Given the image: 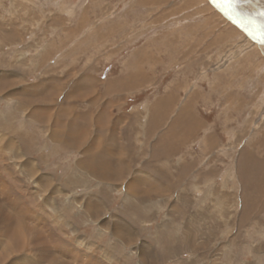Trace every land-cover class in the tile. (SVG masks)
<instances>
[{
	"label": "rangeland",
	"instance_id": "rangeland-1",
	"mask_svg": "<svg viewBox=\"0 0 264 264\" xmlns=\"http://www.w3.org/2000/svg\"><path fill=\"white\" fill-rule=\"evenodd\" d=\"M217 2L254 35L264 27V0ZM118 149L121 175L78 169ZM135 149L169 157L147 170L162 176L152 184L180 195L192 183L206 195L178 208L161 204L162 187L129 190L147 174L137 170L146 158L130 163ZM262 196L264 45L209 0H0V264H60L40 257L53 235L90 249L92 264H137L140 243L103 239L116 217L162 244L161 263L264 264ZM87 200L96 202L85 216ZM199 207L191 235L180 215ZM166 222L186 233L174 249L180 234ZM198 235L197 247L188 242Z\"/></svg>",
	"mask_w": 264,
	"mask_h": 264
},
{
	"label": "crops",
	"instance_id": "crops-1",
	"mask_svg": "<svg viewBox=\"0 0 264 264\" xmlns=\"http://www.w3.org/2000/svg\"><path fill=\"white\" fill-rule=\"evenodd\" d=\"M176 101L177 100L175 99L174 103ZM175 105H176V103H175ZM190 107H191V104H190ZM191 109H192V107H191ZM192 111L194 113V109H192ZM193 113H191V116L192 115H196L195 113L194 114ZM182 114L183 115L186 114L184 116H189L188 112H185V113L182 112ZM184 116H182V117H184ZM190 118H192V117H190ZM119 137H120L119 133L116 134V132L112 135L113 141H117L118 146L121 148V146H122L120 144V140L121 139H119ZM106 141H108V139H106L105 141H102L103 144H100V145L103 146L104 144H106ZM133 141L135 143V139L134 138H133ZM136 141H138V139H136ZM96 142L98 143L99 141L97 140ZM109 142H111V141L109 140ZM156 142H157V140H156ZM157 144H160V143L157 142ZM100 145L99 146L97 145L98 146V150L97 151L99 153H102L101 152L102 146H101V148H99ZM140 145H142V143H140ZM94 148L95 147H92L91 149H94ZM141 151L138 152L136 149L134 150V154L130 155L131 156V162L130 163H133L134 161H137V160L143 161L142 158H144V159L146 158L144 162H141V164H142L141 166H143L142 167L143 169L139 168L137 170H139L142 173L147 172V174L146 175L145 174L142 175V177L144 176L142 178L143 180H141V177H139L137 179L139 174L130 165V167H129L130 170L132 172H136L137 175H136V177H133L131 179V182H129V184L127 185V188L129 190L131 189V190L137 192V190H140V188L138 189V187H140V183H143L142 185L148 187L147 189H149L150 186H153V188H155V190L157 191V188L164 186L165 183L164 184L163 183L155 184V182H154L152 184V181H156L157 182L159 180V178H162V176L157 177V175L150 174L147 170H149L152 166H154V167H158L159 168L156 171H161V167L163 166V163H168L167 159L169 157H167V156L164 157V155L160 154V156L158 158H155L153 161H150L148 156H146L147 152L146 153H140ZM98 155L99 154H96V155H94V157H93V155H91V156L88 155V156H86L87 159L83 158L81 165L86 164L87 166H90V168L86 170L85 169L86 167L84 165L81 166V167H78V169L81 171V174H85L86 172H88V171H90L92 169H94V170L96 169L97 170L99 168H104L103 172L106 173V174L110 175V174L113 173L114 175H111L110 178L112 176H118V175L122 174L124 167H123V165L121 163L126 161L125 158H127V156H125L123 153L121 154L120 149H118L116 151V153L111 154V156H107L106 155L105 157L101 158ZM88 158H92V160L94 162L89 160ZM95 160H97V161H99L101 163H97ZM85 170H86V172H85ZM154 170H155V168H154ZM150 175H153V177L150 176ZM185 185L186 186L184 188L182 187V189L185 190V191H184V193H181L180 195H175V193L172 195V194H170L169 189H167L165 187H162L164 192H162L161 195L157 194V197H158L159 201L161 202V204H164L168 199H171L174 203L178 202V204L175 203L174 206L178 205L177 207L180 208L181 207V202L187 201V200L191 201L192 203L194 201L198 202V200H201L204 197V195H206V193L199 192V191H197L196 193H193L194 190H197V189H192V186L199 187V185L192 184V183H190V186H188V183L185 184ZM189 190H191L190 193L188 192ZM199 190H201V188ZM141 191L144 192V190H141ZM174 192H175V190H174ZM151 195L152 194H150V193L148 194V196H149L148 203L152 202L153 198H155V196H156V195L155 196L153 195V197H150ZM183 197H189V198L188 199H182ZM263 197L264 196H262V198ZM155 200H156V198H155ZM94 202H96V201L87 200V202L84 204V208L82 210V214H84V215L86 214L85 216H87L89 213H91V209L90 208H91L92 204H94ZM10 207H11V205H9V206L7 205L8 209ZM177 211H180V210H177ZM177 211H175V212L178 213ZM190 212H191V214L189 216L188 215H186V216L180 215V216L181 217L183 216V217L187 218V222L186 223H188V224H189V222L191 223V224H189V226L187 225L188 226L187 230L191 229V226H192V231L190 233H191V235H193V234L195 235V229L193 228L192 224L195 223L194 226H197L199 224L198 223L199 215H201V213H203V212L205 213L206 210L204 208H202V207H199V209H197L195 212H192V211H190ZM28 215H30V214L26 215V214L22 213V219H25V218L27 219V217H29ZM173 215L174 214L172 213V216ZM28 220H29V218H28ZM165 224H166V226L170 225V228L174 227V230H176V231H177V229H176L177 226L180 225V223H176L177 225L176 224L174 225L173 222H170V223L166 222ZM34 225H36L37 227H40L39 228L40 230H42L44 233H46V235H49L48 231L46 230L47 228L45 227V229H44V227H41V223H40V225H37L36 223ZM107 227L109 229H111V234L110 233L107 234V235L103 234V239L106 238V237L107 238L109 237L108 240L107 239H105V240L109 241L108 243H109V247L110 248H112V247L114 248V246L115 247H119V246L121 247L122 246L124 248V244L126 246H129L131 243H134V244L140 243L141 244L140 248L139 247L136 248V250H137L136 252L134 250V252L136 253V256H137V253H138V255L140 256V259H141V260H137V264H177L176 258L173 261H171V262H169V260H168L166 263H161L162 259H163L162 258V252H163L162 244L160 245L158 242L152 241L150 239H149L148 242L143 241L142 237H141V233L139 232V229H141L142 227L138 228V225H136L134 222L126 220L125 218L116 217V219L113 218L112 221L107 223ZM187 232L189 233V231H187ZM177 233L180 234V237H175V238L172 239L173 242L171 243V247H170L171 249H174L175 243H179V242H182V241L186 240V237H184L185 236L184 234H186V233H182V232H179V231H177ZM181 235H182V237H181ZM53 236H54L53 240H52V238L50 236L46 237L47 241H48V244H49V248L48 249L45 248L44 250H40V257L42 259H44V261L46 263H48L53 258L55 260L59 261L60 264H64V263H66V264H89L90 263L91 260L86 259L87 256L85 255V253H89L88 251L90 249L89 250L88 249L84 250L82 247L79 248L74 243H72V242H70L68 240L67 241L63 240V239H66L64 237H56V235H53ZM140 237H141V240H140ZM190 237L191 236H189L187 238L189 240L188 242L190 244H192L193 246L197 247L199 245V243H200V240H199L200 235L197 236L198 238L196 236L195 237H191V238ZM157 241H159L158 238H157ZM101 243H102V246H107L104 243V241H102ZM110 245H112V247ZM80 255H84L85 260L84 259L78 260L75 257V256H80ZM90 264H92V263H90ZM103 264H106V263H103Z\"/></svg>",
	"mask_w": 264,
	"mask_h": 264
},
{
	"label": "water",
	"instance_id": "water-1",
	"mask_svg": "<svg viewBox=\"0 0 264 264\" xmlns=\"http://www.w3.org/2000/svg\"><path fill=\"white\" fill-rule=\"evenodd\" d=\"M212 4L215 5V8L218 9L219 11H221V13L226 16L227 18H229L237 27H239L240 30H242L244 33H248V31H250V28H247V26L243 23V17L235 14L233 11H231L230 9L228 8H225L221 5H218L217 4V0H209ZM252 32V31H250ZM255 33L257 34H261V35H264V27H262L261 29L258 27L255 29ZM250 34V33H248ZM247 34V35H248ZM254 35V32L251 33L250 37H252V39L257 42L259 45L262 46V44L260 43L261 41L258 39V35ZM254 35V36H253Z\"/></svg>",
	"mask_w": 264,
	"mask_h": 264
},
{
	"label": "bare ground",
	"instance_id": "bare-ground-1",
	"mask_svg": "<svg viewBox=\"0 0 264 264\" xmlns=\"http://www.w3.org/2000/svg\"><path fill=\"white\" fill-rule=\"evenodd\" d=\"M235 3H236V1H235ZM217 4H218V5H222V4H220V2H217ZM212 6H213V5H212ZM234 6H235V4H234ZM236 6H237V5H236ZM218 11H219V10H218ZM238 11H239V10H238ZM238 11H237V12H238ZM219 12L221 13V11H219ZM221 14H222V13H221ZM222 15H223V14H222ZM241 15H242V14H241ZM223 16H224V15H223ZM244 17L246 18L247 21L250 20V19H252V18H249L248 16H244ZM228 19H229V18H228ZM254 21H257V20L254 19ZM262 21H263V20H262ZM260 22H261V20H260ZM259 26H260V25H259ZM259 26H258V27H259ZM256 28H257V27H256ZM250 31H252V30H250ZM250 31H248V33H250V34L253 33V31H252V32H250ZM248 33H247V34H248ZM250 34H248V35H250ZM256 34H257V33H256ZM258 35H261V34H258ZM260 41H261L260 43H261L262 45H264V36H263V35H262V37L260 36Z\"/></svg>",
	"mask_w": 264,
	"mask_h": 264
}]
</instances>
